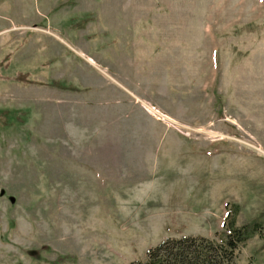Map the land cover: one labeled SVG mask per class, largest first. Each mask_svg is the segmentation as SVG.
I'll return each instance as SVG.
<instances>
[{"label":"rangeland","instance_id":"rangeland-1","mask_svg":"<svg viewBox=\"0 0 264 264\" xmlns=\"http://www.w3.org/2000/svg\"><path fill=\"white\" fill-rule=\"evenodd\" d=\"M258 223L264 0H0V264H133Z\"/></svg>","mask_w":264,"mask_h":264},{"label":"trees","instance_id":"trees-1","mask_svg":"<svg viewBox=\"0 0 264 264\" xmlns=\"http://www.w3.org/2000/svg\"><path fill=\"white\" fill-rule=\"evenodd\" d=\"M238 212L237 205L228 208L224 223L228 232L222 238H168L150 248L145 261L133 264H236L241 247L246 244L251 231L258 227V223L237 226Z\"/></svg>","mask_w":264,"mask_h":264}]
</instances>
